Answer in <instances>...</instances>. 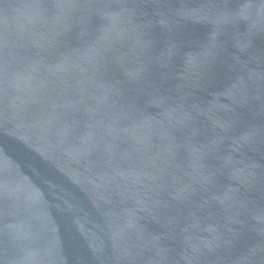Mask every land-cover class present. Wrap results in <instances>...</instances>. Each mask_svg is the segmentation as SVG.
<instances>
[{
  "label": "water",
  "instance_id": "95a60500",
  "mask_svg": "<svg viewBox=\"0 0 264 264\" xmlns=\"http://www.w3.org/2000/svg\"><path fill=\"white\" fill-rule=\"evenodd\" d=\"M0 264H264V0H0Z\"/></svg>",
  "mask_w": 264,
  "mask_h": 264
}]
</instances>
